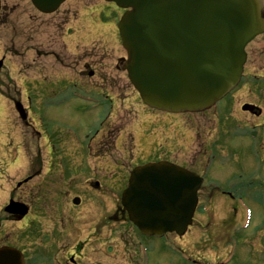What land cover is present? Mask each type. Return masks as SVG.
<instances>
[{"label":"rangeland","instance_id":"1","mask_svg":"<svg viewBox=\"0 0 264 264\" xmlns=\"http://www.w3.org/2000/svg\"><path fill=\"white\" fill-rule=\"evenodd\" d=\"M0 2V91L27 108V79H44L39 72L50 71L44 82L28 81L35 91L29 127L20 126L0 94V245L17 244L28 259L34 254L50 263L57 257L65 262L73 253L81 264H221L229 251L236 254L230 264H264L255 249L248 254L258 247L252 240L264 254V33L246 46L242 83L228 98V112L221 110L223 101L204 113L177 115L145 109L133 97L135 90L118 67L126 53L116 30L121 12L112 3L67 0L46 15L30 0ZM53 52L64 58L65 69H55ZM89 71L96 73L93 78ZM253 81L259 86L252 88ZM107 91L116 105L105 99ZM245 102L257 105L258 113L241 111ZM110 112L102 120V134L84 139ZM222 123L234 137L223 142L224 155L210 163L211 148H219L210 139ZM35 129L57 136L59 153L49 151L48 139ZM250 131H256L254 139ZM205 150L211 167L218 160V169L223 167L214 175L216 192L200 198L208 211L195 217L183 237L142 238L119 206L133 164L161 158L198 169ZM29 175L33 179L15 189ZM234 178L240 188L248 187L247 197L240 189L234 201L220 193L230 190ZM10 196L30 205L22 221L13 222L3 212ZM75 196L77 206L71 203ZM245 213L251 225L238 227L242 243L229 249L223 230L232 227L234 217L238 226ZM239 247L248 257L239 258L244 255ZM175 249L185 250V262Z\"/></svg>","mask_w":264,"mask_h":264},{"label":"water","instance_id":"2","mask_svg":"<svg viewBox=\"0 0 264 264\" xmlns=\"http://www.w3.org/2000/svg\"><path fill=\"white\" fill-rule=\"evenodd\" d=\"M31 1L51 12L64 0ZM105 1L131 8L118 23L130 82L143 103L170 112L205 110L232 89L244 68V46L264 32L262 0ZM200 181L173 164L149 163L132 171L121 203L142 233L182 235L191 222ZM4 210L16 220L27 212L12 200ZM21 260L17 250L0 249V264Z\"/></svg>","mask_w":264,"mask_h":264},{"label":"flooded vegetation","instance_id":"3","mask_svg":"<svg viewBox=\"0 0 264 264\" xmlns=\"http://www.w3.org/2000/svg\"><path fill=\"white\" fill-rule=\"evenodd\" d=\"M1 68H2V66H1ZM225 108H227V107H225ZM27 125H29V123L27 124ZM106 135V134H105ZM96 136V135H95ZM101 140V139H100ZM101 144V143H100ZM185 166H187V165H185ZM190 167V169H192L191 168V166H188V168ZM198 173V172H197ZM200 174V173H199ZM240 186H241V184H239V183H232L231 185H230V187H231V189L229 190V191H223L222 192V195L223 196H227V197H229V199L231 198V199H234V194H233V191H234V189L235 190H238V189H242V188H240ZM202 191H205V193H203ZM213 191H214V187H213V185H210V186H208V187H206V186H204L202 189H200V191H199V193H198V197H210V196H212L213 195ZM63 264H81V263H79V260L77 259V258H74V257H72V254L71 255H69V259H66V261L63 263Z\"/></svg>","mask_w":264,"mask_h":264}]
</instances>
